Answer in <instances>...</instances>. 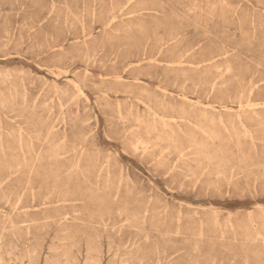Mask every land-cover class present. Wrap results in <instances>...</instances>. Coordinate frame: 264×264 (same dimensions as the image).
Wrapping results in <instances>:
<instances>
[{"label": "rangeland", "instance_id": "obj_1", "mask_svg": "<svg viewBox=\"0 0 264 264\" xmlns=\"http://www.w3.org/2000/svg\"><path fill=\"white\" fill-rule=\"evenodd\" d=\"M0 264H264V0H0Z\"/></svg>", "mask_w": 264, "mask_h": 264}, {"label": "bare ground", "instance_id": "obj_2", "mask_svg": "<svg viewBox=\"0 0 264 264\" xmlns=\"http://www.w3.org/2000/svg\"><path fill=\"white\" fill-rule=\"evenodd\" d=\"M179 56V55H178ZM182 57V56H181Z\"/></svg>", "mask_w": 264, "mask_h": 264}]
</instances>
